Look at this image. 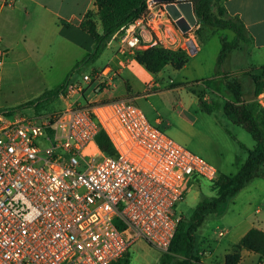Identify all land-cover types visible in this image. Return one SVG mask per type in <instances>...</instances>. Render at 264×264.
I'll list each match as a JSON object with an SVG mask.
<instances>
[{"label":"built area","instance_id":"built-area-1","mask_svg":"<svg viewBox=\"0 0 264 264\" xmlns=\"http://www.w3.org/2000/svg\"><path fill=\"white\" fill-rule=\"evenodd\" d=\"M145 5L117 35L121 46L196 53V25L182 32L163 3ZM6 54L0 48V65ZM114 74L106 65L67 77L57 112L0 111V264H113L139 239L166 252L189 185L218 178L132 98L87 100ZM258 101L264 105V96ZM101 130L112 154L96 142Z\"/></svg>","mask_w":264,"mask_h":264},{"label":"rangeland","instance_id":"rangeland-1","mask_svg":"<svg viewBox=\"0 0 264 264\" xmlns=\"http://www.w3.org/2000/svg\"><path fill=\"white\" fill-rule=\"evenodd\" d=\"M214 8L213 12L216 11ZM26 22L22 20L11 26L6 25L0 41V47H5L7 53L4 63L0 65V111L25 115L57 112L65 105L58 95H44L39 101L36 100L44 92L57 89L67 77H80L84 72L100 70L109 65L116 73L111 77L109 86L98 89L97 94L89 95L87 100L132 98L150 121L158 119L157 127L161 131L214 165L219 173L235 174L240 169L247 153L237 141L248 148L253 147L254 141L242 126L233 124L224 113V104L232 100L225 81L237 77L246 102L254 97L253 84L246 75L236 76L229 68V65L239 67L246 60L244 55L241 64L226 61L220 68L216 66L220 39L231 40L227 30L203 24L197 19L192 35L201 49L185 67L175 69L168 63L156 74L141 70L135 63L119 73L115 65L117 60L113 58L115 51L126 54L124 64L127 65L142 48L130 53L119 44L116 36L96 60L81 62L82 50L52 30L44 31L34 21H30V24ZM198 98L212 107L211 113L200 108ZM250 102L260 105L255 97ZM218 120L226 125L236 140L224 131ZM216 189L214 182L205 179L191 183L183 200L176 204V214L188 219L198 201L203 196H213ZM249 196L253 201L252 213L259 205L261 212L255 216L264 219V177L260 173L217 212L205 216L195 233L196 246L203 239L211 247L224 243L228 236L219 237L218 231L225 230L228 222L234 223L244 216ZM163 253L139 239L131 245L127 256L129 264H160Z\"/></svg>","mask_w":264,"mask_h":264},{"label":"trees","instance_id":"trees-1","mask_svg":"<svg viewBox=\"0 0 264 264\" xmlns=\"http://www.w3.org/2000/svg\"><path fill=\"white\" fill-rule=\"evenodd\" d=\"M224 0H194L195 15L203 24L215 28L230 30L234 35L231 40L221 38V46L216 58V66L220 68L224 57L229 51L237 48L240 44H248L247 32L244 24L236 17L226 14L221 3ZM96 15L100 22V29L93 19L91 12H87L79 22V28L92 38V50L85 54L81 62L96 60L108 42L115 38L128 24L139 18L144 12L145 0H94ZM213 7L216 11L213 12ZM214 8V9H215ZM186 54L174 52L160 45L143 49L136 53L135 60L151 72H159L166 64H171L175 69L182 68L188 61ZM77 66V64H76ZM254 85L253 95L264 93V66L260 67L258 75L251 74ZM63 86V82L57 89L44 92L39 101L45 96H57ZM225 86L232 95L223 107L225 115L236 125L242 126L252 137V148L245 147L241 142L238 144L246 150L247 156L240 169L235 174L220 172L214 184L217 189L213 196H203L195 205L190 217H180L175 234L166 252L160 257V264H190L197 259L195 232L209 213L217 212L225 202L235 196L247 182L259 176L264 177V106L246 102L240 82L231 77L225 81ZM200 108L211 113L212 107L198 98ZM38 107V104H36ZM224 131L234 140L236 138L231 131L218 120ZM96 142L104 152L112 154L113 146L104 131L96 135ZM239 246L259 253L264 257V231L256 227L250 228L239 240ZM128 252L113 264H129ZM238 251L225 255L224 264H237L239 261Z\"/></svg>","mask_w":264,"mask_h":264},{"label":"crops","instance_id":"crops-1","mask_svg":"<svg viewBox=\"0 0 264 264\" xmlns=\"http://www.w3.org/2000/svg\"><path fill=\"white\" fill-rule=\"evenodd\" d=\"M221 5L228 16L241 20L245 26L248 39V44L242 43L237 48L229 51L224 57L222 65L226 61H229L230 64L234 62L241 64L242 55H244L246 60L239 67L229 65V68L232 74H236V76L246 75L252 82L250 75H258L260 67L264 66V0H224ZM87 12H91L93 19L97 22L98 29H100L94 0H0V41L5 34L6 25L11 26L22 20L24 22L28 21L29 24L30 21H34L39 26V29L44 31L52 30L54 34L60 36L75 48L82 50L84 56L91 51L93 42L92 38L79 28V22ZM26 24L28 25L27 22ZM227 31L232 39L234 34L230 30ZM193 38L197 45V51L188 57V61L194 58L201 49L197 39L194 36ZM110 41L106 47H108ZM0 48L4 49L5 47ZM113 58L117 60L115 65L119 73L124 72L126 66H132L135 63L138 64L141 70L145 69L134 58L127 65L124 64L126 54L121 51H115ZM262 96H264V93H260L255 98ZM253 99L254 97L249 100L247 99V102ZM155 122L158 123V119ZM253 179L247 182V184ZM252 206L253 201H251V197L249 196L244 216L234 223L228 222L225 230H219L223 232V235L226 234L228 236L224 243L211 247L208 246L206 239L199 241L196 250L202 251L203 254H197V259L192 260L190 264H224L225 255L234 251H238L240 256L237 264H264V257L259 253L239 246L240 238L250 228L256 227L264 231V219L255 216L261 212L260 207L259 205L255 206L253 214Z\"/></svg>","mask_w":264,"mask_h":264},{"label":"water","instance_id":"water-1","mask_svg":"<svg viewBox=\"0 0 264 264\" xmlns=\"http://www.w3.org/2000/svg\"><path fill=\"white\" fill-rule=\"evenodd\" d=\"M161 2L172 19L173 24L182 32L197 24V17L194 11V0H153Z\"/></svg>","mask_w":264,"mask_h":264}]
</instances>
